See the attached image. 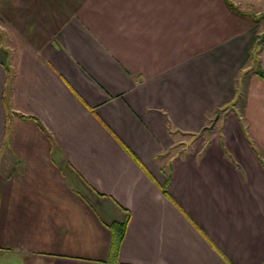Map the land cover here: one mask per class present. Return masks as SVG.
Segmentation results:
<instances>
[{
    "label": "crops",
    "instance_id": "crops-1",
    "mask_svg": "<svg viewBox=\"0 0 264 264\" xmlns=\"http://www.w3.org/2000/svg\"><path fill=\"white\" fill-rule=\"evenodd\" d=\"M221 1L0 0V264H264V69Z\"/></svg>",
    "mask_w": 264,
    "mask_h": 264
},
{
    "label": "rangeland",
    "instance_id": "rangeland-1",
    "mask_svg": "<svg viewBox=\"0 0 264 264\" xmlns=\"http://www.w3.org/2000/svg\"><path fill=\"white\" fill-rule=\"evenodd\" d=\"M230 9V17H239L246 25L245 35L251 41L249 48V65L252 68L264 69V0H227ZM224 6L221 0H213Z\"/></svg>",
    "mask_w": 264,
    "mask_h": 264
},
{
    "label": "trees",
    "instance_id": "trees-1",
    "mask_svg": "<svg viewBox=\"0 0 264 264\" xmlns=\"http://www.w3.org/2000/svg\"><path fill=\"white\" fill-rule=\"evenodd\" d=\"M227 1V0H226ZM228 2V1H227ZM231 8H232V5L230 4L229 5ZM261 78H263L264 79V71L263 70H257V72H256ZM120 238H121V236H118L117 237V239L113 242V244H112V253L114 254L115 252H116V250H117V248H118V246H119V242H120Z\"/></svg>",
    "mask_w": 264,
    "mask_h": 264
}]
</instances>
